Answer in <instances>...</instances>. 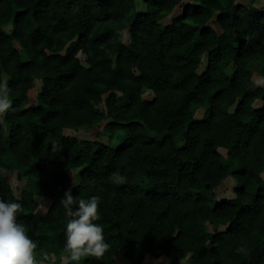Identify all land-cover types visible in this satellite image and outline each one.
<instances>
[{"label": "trees", "instance_id": "16d2710c", "mask_svg": "<svg viewBox=\"0 0 264 264\" xmlns=\"http://www.w3.org/2000/svg\"><path fill=\"white\" fill-rule=\"evenodd\" d=\"M143 2L0 0V83L12 101L0 115V198L23 205L17 222L37 242L39 262L42 253L53 264L68 256L60 201L71 188L99 197L96 223L110 245L79 264H120L117 253L133 264L149 254L169 264H264V86L254 78L264 77V9ZM105 119L122 133L117 147L65 134ZM9 175L25 179L19 197ZM228 177L234 198L211 204ZM41 197L50 201L45 215ZM241 245L247 255L235 251Z\"/></svg>", "mask_w": 264, "mask_h": 264}, {"label": "clouds", "instance_id": "9594fccd", "mask_svg": "<svg viewBox=\"0 0 264 264\" xmlns=\"http://www.w3.org/2000/svg\"><path fill=\"white\" fill-rule=\"evenodd\" d=\"M256 84L264 86V77L259 78ZM9 92L7 81L0 83V115L12 109ZM60 205L69 218L64 233V251L68 253L64 264H69V261L79 264L82 258L89 257L102 259L110 245L105 240L103 227L96 223L100 220L99 197H74L69 188L64 192ZM22 211L21 203L0 198V264H40L36 258L37 242L29 236L25 226L17 222V214ZM235 251L248 254L243 245ZM42 255L45 260L49 258L47 253Z\"/></svg>", "mask_w": 264, "mask_h": 264}, {"label": "rangeland", "instance_id": "374dc122", "mask_svg": "<svg viewBox=\"0 0 264 264\" xmlns=\"http://www.w3.org/2000/svg\"><path fill=\"white\" fill-rule=\"evenodd\" d=\"M235 1L237 3H241L244 5L254 4V5L264 9V0H235ZM186 3H187V1L183 2V4L178 5L170 15H168L167 17H165L163 19V22L164 23L171 22L178 15H180L182 13L183 6ZM137 6H138V8H145L146 5L143 2V0H137ZM211 24L216 30L220 31L216 24H214L213 22ZM6 29L9 30L10 27L8 26V27H6ZM79 57L81 60H84L85 54L83 52H80ZM206 62H207V58L204 57L203 66L206 64ZM254 78L256 81L259 78H262L259 71L255 70ZM37 93H38V87L33 88L29 91L30 105H37L38 104ZM144 97L147 99H152L153 95L151 92H147V93H145ZM260 104H261V102L258 101L257 105H260ZM205 113H206L205 107H201L197 110L196 117L198 119H202L204 117ZM110 122H111L110 119H105L97 125H93L91 127L81 128L79 130H75L72 128H66L65 134L70 135V136H75L79 139L95 140V141L101 142L105 145H111V146L117 147L120 144V141H122V133H118L116 135H113L112 133H110L108 130V124ZM123 136H124V134H123ZM220 150L222 153L226 154V149L220 148ZM79 177H80V170L79 169H76V170L73 169L70 171V178H71L72 183H74V184L78 183ZM9 178L12 182V185H13V188L15 190L16 195L19 197L22 190L25 187V183H26L25 179L19 180L15 175H9ZM235 184H236V182L232 177H228L227 179H225L221 185L216 187L215 194L209 198V202L211 204H215V202L217 200L233 199L234 198L233 189H234ZM49 205H50V201L47 198L41 197V204L37 209V213H39L41 215H45L48 208H49ZM207 228L210 231H214L217 229L225 230L227 228V226L226 225H214V224L208 223ZM48 257L49 258L47 260H45V259H43V257H41L40 258L41 259L40 264H53V261L56 258L52 255H50ZM116 259L119 261L120 264H133L120 253L116 254ZM64 260H65V258L62 259L63 262H64ZM142 264H169V260L166 257L155 258L151 254H149L146 256V258L144 259Z\"/></svg>", "mask_w": 264, "mask_h": 264}]
</instances>
